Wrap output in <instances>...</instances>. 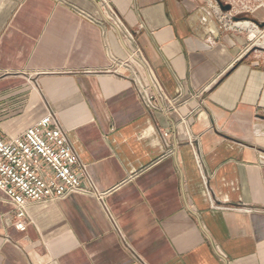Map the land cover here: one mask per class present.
Instances as JSON below:
<instances>
[{
  "label": "crops",
  "instance_id": "obj_1",
  "mask_svg": "<svg viewBox=\"0 0 264 264\" xmlns=\"http://www.w3.org/2000/svg\"><path fill=\"white\" fill-rule=\"evenodd\" d=\"M213 2L0 0L1 138L51 110L85 167L24 232L0 191V264H264V64ZM135 49L176 111L144 109Z\"/></svg>",
  "mask_w": 264,
  "mask_h": 264
},
{
  "label": "built area",
  "instance_id": "obj_2",
  "mask_svg": "<svg viewBox=\"0 0 264 264\" xmlns=\"http://www.w3.org/2000/svg\"><path fill=\"white\" fill-rule=\"evenodd\" d=\"M213 1L217 21L223 30L240 31L241 27L237 25L240 20L232 21L233 17L247 19L259 10L264 11V0H219L229 6L226 12ZM109 17L116 22L114 12L111 11ZM131 39L129 36L127 41L130 43ZM116 64L128 71L127 79L149 114L161 109L177 110L176 101L163 92L139 57L138 50H133L128 59ZM160 136L164 141L168 134L160 132ZM84 174V165L70 144L57 114L51 110H47L19 137L4 140L0 136V191L13 207L12 225L20 232H24L31 222L28 215L30 204L54 202L70 193L83 191L81 177Z\"/></svg>",
  "mask_w": 264,
  "mask_h": 264
},
{
  "label": "rangeland",
  "instance_id": "obj_3",
  "mask_svg": "<svg viewBox=\"0 0 264 264\" xmlns=\"http://www.w3.org/2000/svg\"><path fill=\"white\" fill-rule=\"evenodd\" d=\"M263 11H258V14H262ZM253 16L247 19H240L241 22H248L253 25V30L247 28H241L240 32L249 38V45L244 52V59L250 58L252 62H257L258 64H264V22L255 21ZM257 22V23H254Z\"/></svg>",
  "mask_w": 264,
  "mask_h": 264
},
{
  "label": "water",
  "instance_id": "obj_4",
  "mask_svg": "<svg viewBox=\"0 0 264 264\" xmlns=\"http://www.w3.org/2000/svg\"><path fill=\"white\" fill-rule=\"evenodd\" d=\"M215 1L217 2V4H218V6H219L221 11L226 12V11L229 10V6L221 4V2L219 0H215ZM240 19L241 18L233 17L232 21H239ZM254 23H257V22H254Z\"/></svg>",
  "mask_w": 264,
  "mask_h": 264
},
{
  "label": "bare ground",
  "instance_id": "obj_5",
  "mask_svg": "<svg viewBox=\"0 0 264 264\" xmlns=\"http://www.w3.org/2000/svg\"><path fill=\"white\" fill-rule=\"evenodd\" d=\"M237 25L240 26L241 28H247L249 30H253V25L248 22H241V23H238Z\"/></svg>",
  "mask_w": 264,
  "mask_h": 264
}]
</instances>
